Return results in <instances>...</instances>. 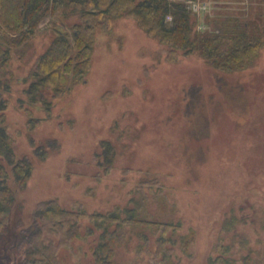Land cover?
<instances>
[{"label": "rangeland", "instance_id": "obj_1", "mask_svg": "<svg viewBox=\"0 0 264 264\" xmlns=\"http://www.w3.org/2000/svg\"><path fill=\"white\" fill-rule=\"evenodd\" d=\"M189 3L206 8L195 13ZM186 9L193 34L230 31L233 20L236 32L250 22L264 28V0H190ZM78 23L46 15L0 70L4 125L16 158L33 167L24 189L9 181L15 203L0 264H24L30 248L19 239L48 201L75 213L80 233L66 243L43 235L52 264H96L99 231L86 235V217L115 210L161 225L126 228L108 264H264V46L228 72L197 53L170 59L165 45L119 16L94 29L80 80L66 76L56 96L46 90L48 110L31 103L36 60Z\"/></svg>", "mask_w": 264, "mask_h": 264}, {"label": "trees", "instance_id": "obj_2", "mask_svg": "<svg viewBox=\"0 0 264 264\" xmlns=\"http://www.w3.org/2000/svg\"><path fill=\"white\" fill-rule=\"evenodd\" d=\"M190 0H0V70L6 65L13 48L26 42L34 28L53 12L64 17L77 16L80 23L71 26V34L59 31L47 49L36 60L29 74L31 79L26 95L31 103H42L46 110L44 92L53 95L63 92L66 76L78 81L88 71L93 49V32L97 27L108 28L109 21L119 16L132 18L146 34L168 48V56L197 53L216 69L233 72L249 66L255 52L264 46V28L245 23L243 31L233 20L230 31L219 28L211 33H194L186 4ZM167 18L171 20L168 21ZM249 29L251 32H249ZM231 41L232 43H227ZM7 101L0 96V242L6 232L5 223L14 207V190L11 180L24 189L32 174V164L27 157L16 158L13 143L4 125ZM34 156L44 159L46 152L34 147ZM86 217V216H84ZM86 235L99 231L95 247V263L108 264L112 246L122 240L126 228L141 232L156 230L161 223L143 221L135 211L115 210L106 214H93ZM5 229V230H3ZM140 229H142L140 231ZM152 231V232H154ZM52 233L62 242L79 236L78 218L75 213L60 208L56 201L44 202L33 214V227L19 241L26 243L24 264H52L43 235ZM51 245V246H50ZM98 255L100 258H98Z\"/></svg>", "mask_w": 264, "mask_h": 264}, {"label": "built area", "instance_id": "obj_3", "mask_svg": "<svg viewBox=\"0 0 264 264\" xmlns=\"http://www.w3.org/2000/svg\"><path fill=\"white\" fill-rule=\"evenodd\" d=\"M189 7L195 13H199L201 11H204L206 8L205 5H201L200 3H189Z\"/></svg>", "mask_w": 264, "mask_h": 264}, {"label": "flooded vegetation", "instance_id": "obj_4", "mask_svg": "<svg viewBox=\"0 0 264 264\" xmlns=\"http://www.w3.org/2000/svg\"><path fill=\"white\" fill-rule=\"evenodd\" d=\"M1 255V254H0Z\"/></svg>", "mask_w": 264, "mask_h": 264}]
</instances>
